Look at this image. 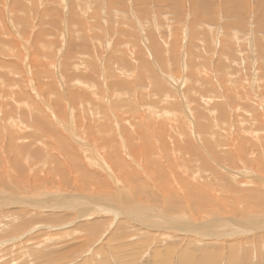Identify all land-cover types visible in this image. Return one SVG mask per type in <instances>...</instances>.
<instances>
[{
  "label": "rangeland",
  "instance_id": "obj_1",
  "mask_svg": "<svg viewBox=\"0 0 264 264\" xmlns=\"http://www.w3.org/2000/svg\"><path fill=\"white\" fill-rule=\"evenodd\" d=\"M7 1L0 192L63 196L0 207V264H264V0Z\"/></svg>",
  "mask_w": 264,
  "mask_h": 264
},
{
  "label": "bare ground",
  "instance_id": "obj_2",
  "mask_svg": "<svg viewBox=\"0 0 264 264\" xmlns=\"http://www.w3.org/2000/svg\"><path fill=\"white\" fill-rule=\"evenodd\" d=\"M7 1V0H6ZM248 1V0H247ZM8 2V1H7ZM183 2V1H182ZM260 4V3H259ZM258 4V5H259ZM6 5H7V3H6ZM205 5H206V3H205ZM263 6V5H262ZM183 7V6H182ZM256 9H257V7H256ZM259 9H257V11H258ZM263 12V11H262ZM247 13V12H246ZM1 20V19H0ZM213 21V20H212ZM7 22H8V19H7ZM120 71V70H119ZM170 76V75H169ZM171 79V78H170ZM77 95V94H76ZM142 96V95H141ZM74 101V100H73ZM3 102V101H2ZM3 103H1V105H2ZM6 106V105H5ZM4 106H1L0 107V109L1 108H3ZM11 114H12V112L8 109V108H3L2 109V111H0V115L3 117V118H7V117H9V116H11ZM199 115V114H198ZM39 121H41L40 119H39ZM153 122V121H152ZM36 124V123H35ZM45 124V123H44ZM51 124V123H50ZM36 126V125H35ZM260 126V125H259ZM50 129V128H49ZM156 129V128H155ZM52 132V131H51ZM237 135V134H236ZM239 139V138H238ZM237 139V140H238ZM236 140V141H237ZM242 141H244V140H242ZM13 144V143H12ZM189 146V145H188ZM73 147V146H72ZM25 148V147H24ZM23 150V149H22ZM24 151V150H23ZM73 154H74V152H73ZM141 156V155H140ZM257 161V162H259V163H261V159L260 158H255V159H253L252 161ZM252 163V162H251ZM252 165V164H251ZM83 166V165H82ZM85 170V169H84ZM57 171V170H56ZM55 171V172H56ZM60 172V171H59ZM133 172V171H132ZM76 177V176H75ZM137 178V177H136ZM39 179V178H38ZM6 181V180H5ZM2 184H3V182H1ZM196 184H198V183H196ZM191 185V184H190ZM198 186H199V184H198ZM202 186V185H201ZM9 187H11V186H9L8 185V188ZM205 187V186H204ZM6 188V187H5ZM10 189V188H9ZM9 189H6V192L5 191H3L2 193L0 192V207H4V206H12L11 208H15V209H19V208H30L31 210H35L36 212H37V210L38 209H40V210H46V209H50V208H53L54 210H55V207H56V205H55V201H54V197H56L58 194H60V196H63L62 195V192H57V191H55V192H53V193H49L48 192V195L51 197V198H43L42 196L44 195V193H42L41 194V196L40 197H42V198H40V199H38V198H36V195H34L32 192H29V195H28V197L26 196V194L28 193L26 190H22V191H19V193H12V191L14 192L15 190H12V191H8ZM11 189H12V187H11ZM27 189V188H26ZM190 189V188H189ZM193 189V188H192ZM203 189V188H202ZM17 190V189H16ZM253 190H254V188H253ZM8 191V192H7ZM203 191V190H202ZM17 192V191H16ZM255 192V191H254ZM206 193V192H205ZM192 194H193V191H192ZM197 194V193H196ZM188 195V194H187ZM194 195V194H193ZM256 199L258 200L257 202H253L252 201V199H250V196H249V201H247V203H248V205H249V208H252L253 210H256V211H258V212H262V216L261 217H263L264 218V197H261L260 196V194H258L257 193V191H256ZM71 197H70V201H78V203L77 204H73V205H76L77 207H82L81 205H80V203H81V200L83 201L82 202V205H83V207L84 206H87V205H92L93 203H94V201H96V202H103V201H105V203L103 204L104 206H103V209H101V208H99V209H97L98 207L95 205V207H91V210H89L87 213H86V216H89V215H91V214H106V215H114L116 218H119V217H121V216H125V217H128L129 218V220H131L133 217H134V215H136V217H134V218H138L139 219V221L141 220V221H143V218L144 217H140V216H138L137 214H134L135 212H137V210H145L146 211V207H143V205H142V207H143V209L140 207V206H134L133 207V209H132V211H135L134 213H132V212H129V214L130 215H126V210L127 209H122L121 207H119V202H122V201H119V200H117V205L115 204V202H113V203H111V202H109V200H107V198H102V197H96V196H92V195H78V196H76V195H70ZM227 197L228 199H229V197L231 196H228V195H225V194H223V197ZM27 197V198H26ZM199 197V196H198ZM200 197H202V195L200 196ZM199 197V198H200ZM32 198V199H31ZM199 198H196L197 199V201L199 200ZM244 198V197H243ZM261 198V199H260ZM109 199L111 200V198L109 197ZM232 199H234V200H236V201H239V199H238V197H233ZM245 199H247L248 200V197H245ZM244 199V200H245ZM121 200V199H120ZM139 200V199H138ZM241 200V199H240ZM65 201V200H64ZM73 201H72V203H73ZM61 203V202H63V200L62 199H59L58 201H57V203ZM70 204V203H69ZM123 204V203H122ZM121 204V205H122ZM72 205V206H73ZM199 205H202V204H199ZM66 207H67V205H66ZM82 207V208H83ZM125 207V206H124ZM10 208V207H9ZM8 208V209H9ZM10 208V209H11ZM140 208V209H139ZM114 209L116 210V211H114ZM86 210V209H85ZM148 210H150V209H148ZM177 210V209H176ZM234 210V209H233ZM24 211H25V209H24ZM151 211V210H150ZM17 212V211H16ZM152 212V211H151ZM257 212V213H258ZM10 213V212H9ZM138 213V212H137ZM257 213H256V215H257ZM144 214V213H143ZM159 214V213H158ZM12 215H15L14 213H12ZM16 215H18V214H16ZM150 216H151V214H149ZM156 215V214H155ZM256 215H254L256 218L257 217H259V216H256ZM144 216H146V215H144ZM159 216V215H158ZM173 218H174V216H172ZM171 217V218H172ZM168 218H170V217H168ZM178 217H176V219H177ZM209 218V217H208ZM255 218V219H256ZM229 219H232L231 217L230 218H225V219H222V221L221 220H218V219H212L214 222H216L215 224H217L218 226H222V224L223 225H225V223H230V220ZM255 219H249V221L248 222H246V220H245V226L246 227H248L249 229H255V230H258V231H264V219L263 220H260V221H255ZM137 220V219H136ZM135 219H134V221H136ZM173 220V219H172ZM171 220V221H172ZM166 221H167V219H166ZM170 221V220H169ZM169 221H167V222H169ZM174 221H176L175 220V218H174ZM137 222V221H136ZM146 222V221H145ZM165 222V221H164ZM137 223H139V222H137ZM148 224V223H147ZM158 225V224H157ZM183 225H185V224H183ZM183 225H181L182 227H183ZM160 226V225H159ZM168 226V228H170V229H172L173 231H175V232H179V228H181L179 225L177 226V225H175V224H169V225H167ZM186 226V225H185ZM196 228H197V226H195ZM199 227V226H198ZM184 228V227H183ZM187 228V227H186ZM178 229V230H177ZM188 229H190L189 227H188ZM157 230H164L165 231V227H163V228H157ZM185 230V231H184ZM187 229H182L181 230V232L183 231V232H185V233H182V234H187V231H186ZM199 230V229H198ZM233 230V229H232ZM237 230L238 231H240L241 229L240 228H237ZM193 231V230H192ZM235 231V230H234ZM162 232V231H161ZM233 232V231H232ZM248 233V232H247ZM257 233V232H256ZM263 234H264V232H262ZM165 234V233H164ZM166 234H168L169 235V233H167L166 232ZM191 234V233H190ZM193 234V233H192ZM234 234V233H233ZM251 234V233H250ZM258 234V233H257ZM256 234V235H257ZM194 235V234H193ZM256 235H255V237L254 238H256L257 240H260L261 239V237L263 236V235H257V236H260V237H256ZM170 236V235H169ZM252 236V235H251ZM254 236V235H253ZM222 238V237H221ZM242 238V237H241ZM251 238V237H250ZM254 238H252V239H250V240H254ZM216 239V238H215ZM224 239V238H223ZM230 239V238H229ZM244 239V238H243ZM255 239V240H256ZM234 240V239H233ZM220 241V240H219ZM247 241V240H246ZM248 242H249V239H248ZM261 242V241H260ZM256 243V242H255ZM232 247L233 246H231L230 247V249H232ZM234 247H236V246H234ZM190 250V249H189ZM234 253V252H233ZM246 256V255H245ZM195 257V256H194Z\"/></svg>",
  "mask_w": 264,
  "mask_h": 264
}]
</instances>
